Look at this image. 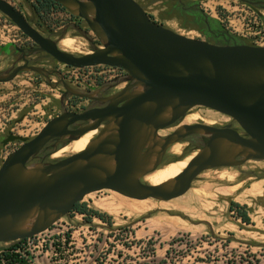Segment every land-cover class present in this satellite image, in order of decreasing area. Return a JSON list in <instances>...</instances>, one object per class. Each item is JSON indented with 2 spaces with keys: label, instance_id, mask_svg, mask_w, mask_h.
Masks as SVG:
<instances>
[{
  "label": "water",
  "instance_id": "95a60500",
  "mask_svg": "<svg viewBox=\"0 0 264 264\" xmlns=\"http://www.w3.org/2000/svg\"><path fill=\"white\" fill-rule=\"evenodd\" d=\"M54 1L84 20L100 46L83 55L62 50L20 10L0 0V12L33 43L15 47L22 64L0 73V83L32 71L52 85L50 76L56 71L30 65L27 58L45 53L73 68L118 67L126 73L127 84L100 97L77 91L61 78L65 95L105 105L82 112L64 110L32 138L9 134L3 140L21 144L0 164V243L49 229L92 192L107 189L137 200L168 201L185 194L205 170L264 159V46L217 44L175 32L152 20L136 0ZM194 106L229 116L242 132L230 125L181 123ZM76 123L83 125L70 130ZM168 127L175 128L160 136ZM93 130L96 134L80 152L28 165L49 141L70 142ZM194 134L206 138L182 172L157 185L141 180L162 163L172 144Z\"/></svg>",
  "mask_w": 264,
  "mask_h": 264
},
{
  "label": "rangeland",
  "instance_id": "374dc122",
  "mask_svg": "<svg viewBox=\"0 0 264 264\" xmlns=\"http://www.w3.org/2000/svg\"><path fill=\"white\" fill-rule=\"evenodd\" d=\"M6 1L20 10L43 36L57 43L65 36L71 38L75 49L72 47L68 52L86 54L100 46L82 19L74 25L69 24V15L58 8L50 9L40 18L33 9L35 0ZM136 1L152 20L175 32L217 44H249L246 39L228 33L213 15L206 14L201 8V0H181L180 3L178 0ZM219 3L230 10L235 4L233 0H211L210 6ZM30 44H33L31 40L0 12V47L7 45L5 51L0 49V73L22 64L20 53L14 46L31 47ZM27 57L30 65L56 73L50 76L52 85L43 75L32 71L21 72L11 81L0 83V164L21 144L19 141L3 144L9 134L32 138L49 119L62 111L82 112L94 105L88 99L65 95V89L59 83L61 78L73 89L96 92V96H108L127 84L123 79L110 81L99 94L101 90L89 88V84L98 85L106 80L94 82L75 78L70 67L45 53ZM207 109L210 108L194 106L188 115L198 113L201 118L212 120L206 114ZM214 124L240 129L228 116L225 121ZM174 128L160 130L159 135L166 136ZM205 138L200 134L183 137L180 140L183 156L195 152ZM62 147L53 152L50 146L45 154L31 158L28 165L54 162L71 154L52 157ZM173 157L176 156L167 149L162 162ZM228 176L232 179L228 180ZM254 177H264V159L248 160L239 167L205 170L193 180L185 194L168 201L152 198L137 200L107 189L92 192L79 203L106 214L110 223L97 217L87 222V215L72 211L60 217L49 229L20 243L16 252L26 259L20 264H264V248L237 239L250 234L258 238L256 240H264L263 231L255 234L254 227L236 223L235 211L229 212L226 198L218 193L221 184L242 179L248 182ZM254 218L258 220V217ZM238 227L253 232L246 233ZM10 244L0 243V253ZM0 264L8 263L1 259Z\"/></svg>",
  "mask_w": 264,
  "mask_h": 264
},
{
  "label": "built area",
  "instance_id": "2783aa9c",
  "mask_svg": "<svg viewBox=\"0 0 264 264\" xmlns=\"http://www.w3.org/2000/svg\"><path fill=\"white\" fill-rule=\"evenodd\" d=\"M210 2L211 0H201V8L206 14L213 15L228 33L236 34L246 39L251 45L264 46V9H256L239 0H233L235 4L232 6L231 10L223 3H219L212 7L210 6ZM53 8L61 9L66 12L70 18L74 17L60 5L56 4L51 7V9ZM69 22L70 20L68 23ZM70 69L75 78L81 77L85 80H94V82L97 80H122L126 76V73L122 69L106 65L83 68L70 67ZM106 75L108 76L106 77ZM95 85L96 84H89V88ZM29 239H31V237L20 241Z\"/></svg>",
  "mask_w": 264,
  "mask_h": 264
},
{
  "label": "bare ground",
  "instance_id": "6f19581e",
  "mask_svg": "<svg viewBox=\"0 0 264 264\" xmlns=\"http://www.w3.org/2000/svg\"><path fill=\"white\" fill-rule=\"evenodd\" d=\"M73 44H74L73 40L71 38L67 37V36L61 38L58 41V47L60 49H62V50H66V51L71 49L73 47ZM77 45H78V42H77ZM206 108H208V107H206ZM207 110L208 111H206V114L212 120H207L208 118L207 119H203V118L200 117V115L198 113H193V114L188 115L189 114V112H188L186 114V116H184L182 118L181 123H183V124H193L198 119H200V120H203V123H205V124L214 125V126H220V125L214 124V122L225 121L227 115L226 116H224L225 114L221 115L220 114L221 112L216 111L214 109H213L214 111H212L211 108L207 109ZM95 134H96L95 130L89 131L86 134H84L83 136H81L79 139L72 140V141L68 142L56 154H52V157H60L62 155H66L67 153L73 154V153L80 152L81 150H83L85 148L87 142ZM182 148H183V144L180 141H177L174 144H172L168 148V150L171 153H173L174 156H176V157L169 158L168 160L162 162L155 170H152V171L144 174L141 177V180L143 182L151 184V185H157V184L165 182L168 179H171V178H174L175 176H177L180 172H182V170L185 168L187 162L192 158V156L195 153V152H193L190 155L183 156ZM67 156H69V155H67ZM31 223H32V220L30 221V224Z\"/></svg>",
  "mask_w": 264,
  "mask_h": 264
},
{
  "label": "crops",
  "instance_id": "0c3cea01",
  "mask_svg": "<svg viewBox=\"0 0 264 264\" xmlns=\"http://www.w3.org/2000/svg\"><path fill=\"white\" fill-rule=\"evenodd\" d=\"M231 179L232 177L228 176V180ZM245 180L246 179H242L225 185L221 184L218 187V193H220L222 197L226 198V201L228 202V210L231 201L247 207V213L251 222L246 224L239 218L235 217L236 223L245 224L252 228L254 227L257 231L255 234L259 231H263L261 234L264 235V177H254L248 182H245ZM229 212L232 213L230 210ZM255 216L258 217L257 221L254 218ZM239 230L246 233L253 232L252 230L248 231L244 228H239ZM235 237L237 236L235 235ZM254 237L250 234H246L245 236H241L237 239H241L246 244H254L255 246L264 248V240H256L258 238Z\"/></svg>",
  "mask_w": 264,
  "mask_h": 264
},
{
  "label": "trees",
  "instance_id": "16d2710c",
  "mask_svg": "<svg viewBox=\"0 0 264 264\" xmlns=\"http://www.w3.org/2000/svg\"><path fill=\"white\" fill-rule=\"evenodd\" d=\"M180 1L181 0H178L177 2L180 3ZM56 4L57 3L54 0H35L33 9L36 15L42 18L44 17L43 14L47 13L51 9V7ZM0 49L2 51H5L7 49V45L1 46ZM229 210L235 211V217L239 218L242 222L246 224H249L251 222V219L247 213V207L245 205H240L237 202L231 201ZM74 211L87 215V222H90L92 217H97L104 222L110 223V220L106 214L99 212L98 210L88 208L85 204L77 203ZM21 242L23 241L12 242L7 248L2 250L0 253V260L4 259L8 264L25 263L26 259L22 257L21 253L16 252Z\"/></svg>",
  "mask_w": 264,
  "mask_h": 264
},
{
  "label": "flooded vegetation",
  "instance_id": "af4514ba",
  "mask_svg": "<svg viewBox=\"0 0 264 264\" xmlns=\"http://www.w3.org/2000/svg\"><path fill=\"white\" fill-rule=\"evenodd\" d=\"M239 1H241V2H245V1L251 2V3H253V4H249V3H247V2H245V3L249 4L250 6L256 8V9H258V8H264V0H245V1L239 0ZM77 21H81V19L78 18V17H72L71 20H70V22H69V24L74 25ZM30 45H31V47H32L33 44H30ZM15 47H17V46H14V48H15ZM19 48H27V47L23 46V47H19ZM15 50H16V48H15ZM17 51H18V50H17ZM18 52H19V51H18ZM19 53H20V55H21V52H19ZM83 54H85V53H82V54H76V55H83ZM27 58H28V57H27ZM68 67H69V66H68ZM110 81H111V80H106V82L103 81V82L99 83L98 85H95L93 89H95V88H96V89H100L101 91L98 92V93L100 94V93H102V91H104V90L107 88V86L109 85ZM125 83H126V82H125ZM89 90H92V89H89ZM100 97H101V96H100ZM102 97H104V96H102ZM90 101H91L92 103H94V105L90 106V107L87 108V109L94 108V107H101V106L105 105V103H101V102L96 101V100H90ZM81 125H83V123H76V124L70 126V130H76V129H78ZM236 129H237V128H236ZM238 130H239L240 132H242L241 129H238ZM67 143H68V139H63V140L53 139V140L49 141V142H48V143L42 148V150H41L40 152H38L37 154H45L46 151L49 149L50 146H52V150H53V152H56V151L58 150V148H60V147H62V146H65ZM49 154H51V153H49ZM76 204H77V203H76ZM76 204L74 205L73 209H72L70 212L74 211V208H75Z\"/></svg>",
  "mask_w": 264,
  "mask_h": 264
}]
</instances>
